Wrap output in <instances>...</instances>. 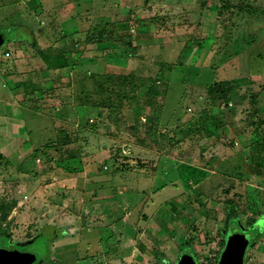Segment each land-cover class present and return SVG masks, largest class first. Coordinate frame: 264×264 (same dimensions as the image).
<instances>
[{
    "label": "rangeland",
    "instance_id": "rangeland-1",
    "mask_svg": "<svg viewBox=\"0 0 264 264\" xmlns=\"http://www.w3.org/2000/svg\"><path fill=\"white\" fill-rule=\"evenodd\" d=\"M48 1L0 0V89L11 84L7 75L16 66L47 70L53 57L62 54L73 65L72 70L69 66L53 74L50 68L38 78L30 77L37 87L33 92L45 94L37 98L29 93L37 106L30 103L33 119L26 117V131L17 144L27 149L32 141L49 142L55 132H64L73 140L69 152L85 161L89 170L96 163L103 174L121 164L149 175L155 172L152 189L138 201L149 205L158 195L167 202L154 204L152 212L162 223L153 234L168 244L171 253L166 257L163 247L153 251L145 247L148 258L137 262L136 250L122 248L125 239L121 242L119 233L109 228L72 234L47 230L31 244L17 246L22 242L16 238L25 239L28 230L32 235L33 228L38 229L30 224L38 220L31 212L32 207L40 210L38 195L23 198L25 214L0 231L12 237L0 236V249L34 255L31 264H114L129 256L126 264H216L226 248V235L231 248L239 249L244 232L251 244L242 263L264 264V0H151L152 9L131 7L133 13L123 15L127 32L105 27L102 37L91 18L77 26V33L72 25L57 22L54 14L44 11L63 9L55 0ZM115 1L94 0L98 5ZM154 9L161 15L150 17ZM129 71L134 77L125 75ZM57 75L59 86L51 87ZM64 79L72 83L71 103L68 89L61 85ZM224 82H237L239 87L229 101L209 95L210 87ZM52 109L57 117L51 115ZM29 128L36 133L31 138ZM36 158L38 166L41 159ZM106 162L111 170L102 167ZM78 163L66 165L67 170ZM4 164L0 161V200L16 202L26 195L25 188L30 195L35 185L18 180L13 166ZM185 169L201 171L206 178L199 184L185 182ZM50 176L43 181L56 184L52 179L60 177ZM66 177L80 181L85 173ZM131 179L129 175L126 180ZM55 186L62 184L47 189L48 194L56 191ZM229 211L236 212L239 225H231L226 234Z\"/></svg>",
    "mask_w": 264,
    "mask_h": 264
},
{
    "label": "crops",
    "instance_id": "crops-1",
    "mask_svg": "<svg viewBox=\"0 0 264 264\" xmlns=\"http://www.w3.org/2000/svg\"><path fill=\"white\" fill-rule=\"evenodd\" d=\"M50 1L52 2L54 0H49L48 2ZM102 1L104 2L107 0ZM150 1L151 0H116L113 5H98L94 2V0H55V2L63 10L57 12L53 7L45 10L44 13L51 12L55 15V19H58L57 22L65 25H72V31L77 33V26L82 22L90 20V18L93 19L91 23L96 22L94 27L104 25L102 22L105 24L109 22H121L123 21L124 14L130 15L133 13L131 7L152 9V4L149 3ZM34 6L36 7V5ZM37 8L39 9L41 7L38 5ZM112 10L117 12H115L111 17L109 12L111 13ZM122 10H125V12H122ZM60 13H62V15ZM156 14L161 15L160 9H154V14L150 15V17L154 18ZM60 19L61 21H59ZM79 43H81V41ZM76 51L77 50H75V52ZM60 52L63 51H58V53ZM72 67L73 65L70 66L71 70L73 69ZM29 68L30 66L24 68L23 70L20 65L18 70L16 66L14 71H10L9 75H7L11 84L3 87L1 86L0 89V138H2L3 141V145L0 147V161L2 165L4 164L3 162H7V164H4L6 165V168H11L13 166L11 169H13L15 174L18 176V180L23 181L26 179L29 183L35 185L33 187V190L35 191H30V195H32L30 196L28 195L29 193L27 192V188L24 189V193L26 195H23L21 198L19 197L16 201L15 208L10 213L8 220L2 225V227H0V231L2 232V229H6V226H10L11 221L15 219L18 220L21 218V215L24 216L25 212L23 206L26 202L22 203L23 198H25V200H29V198H33V195H38L39 199L37 202L40 210L36 211L33 207L31 210V212H36L38 214V220L33 219L32 223H30L33 226L38 225V229L37 227H34L32 235L28 230L27 234H24V236H28H26L25 239L20 240L16 238L22 242L20 243L21 245L19 244L17 246L24 247L31 244L37 238L43 236V232L47 230L56 231L57 229H63V233L69 232L72 234L75 232L77 233L78 231L93 233L96 232L97 229L109 228L110 231H114L116 234L119 233V240L121 242L122 239H125L123 241L122 248L126 247L136 250V254L133 255V258L136 259L137 262L141 261L143 263V258H148L145 251L149 247L150 251H153L158 247H163L165 251L162 252L167 257L166 252L167 254L171 253V248L165 241L163 243V240L156 238L153 234L154 232L157 233V231H160L162 219L157 216V214L154 215L152 212L155 205H161L162 203L167 204V202H165L164 199H158L160 197L158 195L154 199V202H151L149 205L147 202L144 203V200L142 201V199L138 201V196H142L145 191L149 190L153 186L155 172H152L153 175L141 173L142 171L131 169L132 166L130 167L129 165L128 167H130V170L128 171L118 172L116 170L113 171L112 169L110 174H103L99 173V171L97 172L99 168H96V163L91 165V170H89L86 162L80 160V157H78L77 154L72 155L73 153L70 152V155H63V153L59 154L55 150L47 149V145L51 144L53 141L59 140L60 133L57 132H55L54 139L49 142H40V139L35 138V140L38 139L39 142L32 141L33 143L31 142V147L27 149H24L23 146L17 144L18 141H20L19 136H22L21 132L23 131L24 133L26 131V117L29 118L33 116L29 111L30 103L33 102L34 105L37 106V101H33L29 97V93L33 94L36 87L33 84L34 79L31 81V78L32 76H34V78H38L42 73L48 71L46 70V67L43 66L36 71L30 70ZM57 70L61 69L49 70V73L53 72V74H55ZM58 77L61 76L57 75V78ZM30 85L33 87V90ZM30 90H32V92H30ZM39 92H35L34 95L37 96V98H42L41 96L39 97ZM36 110L39 113H41V111L43 112L40 108H36ZM55 112L56 111L52 109L51 115L57 117ZM26 113H28V115H26ZM44 113L47 114V112ZM29 129V136L31 138L33 135L32 133L35 135L36 133L32 132L33 129ZM76 131L78 133V130ZM71 142L72 143L67 146V149L69 150L73 146V140H71ZM49 151L52 152L50 155L51 157L48 156ZM37 156L39 157L38 159H41L38 166L35 165V162L39 161L36 158ZM72 157H75V159ZM10 158L12 161H10ZM49 159L51 160L49 161ZM29 160H31V162H29ZM76 161L79 162V168L75 167L71 170H67L66 165H69L70 163L74 164ZM106 163L105 165L103 164L102 167L104 168L106 166L108 167V170H111L112 167H109L108 162ZM158 163L160 164V162ZM41 165L43 169L41 168ZM153 166L158 167L157 164H153ZM58 171L60 173H58ZM80 173H85L84 180L78 181L76 179L75 181L71 180L70 182V180L66 177L76 176ZM50 174L51 178L54 175L60 176L59 178H53L52 180L56 181V184L61 183L62 187L58 188L55 186L56 191L48 194L47 189H52L54 188V185H56L52 182L46 183L43 181L45 180L44 177H48ZM129 175H131V180L133 182L126 180ZM120 182H123V184ZM148 182L149 186L147 188ZM128 185H133L135 187L132 189ZM37 189H39V191L36 192ZM153 194L155 196L158 192H154ZM119 197H121V199L117 201V198L119 199ZM138 208H140L139 212L137 210ZM33 215L30 216L33 217ZM157 221L159 223H156ZM30 227L32 226H29V229ZM19 228H21V226ZM147 229H150L148 236L145 235ZM127 232L133 233L134 236H126ZM0 236L1 238L6 237L10 240L12 239L11 236H7L5 234L3 235L0 233ZM95 242L100 244L102 240L96 239ZM152 243L155 246H153ZM145 244H147V246ZM136 248H141V252ZM130 258L131 256L126 257V260H129ZM126 260L122 258L120 262L118 260L117 262H114V264H126L128 263ZM165 264H169L168 261H165Z\"/></svg>",
    "mask_w": 264,
    "mask_h": 264
},
{
    "label": "trees",
    "instance_id": "trees-1",
    "mask_svg": "<svg viewBox=\"0 0 264 264\" xmlns=\"http://www.w3.org/2000/svg\"><path fill=\"white\" fill-rule=\"evenodd\" d=\"M152 21H154V20H152ZM116 26L120 30H125L126 32H127V29L129 30L128 21L111 22L109 24H104V25H100V26L94 27V30H100L101 29L99 36L102 37L101 36L103 34V30L102 29H105V27L106 28L107 27L115 28ZM119 38H122V37H119ZM90 39H91V36H88L86 38V42L88 43L90 41ZM118 42L120 44H123V42L121 40L118 41ZM71 53H72L71 56L74 55L73 52H71ZM61 58H63V60H61ZM68 59L69 58H67L65 55H60L59 58L53 57L52 62L51 63L49 62L48 65L51 66L50 68H52L53 70L62 69V68H68L70 66ZM49 69L47 68V70H49ZM133 74H134L133 71H129L128 74H125V75H127L128 77H134ZM104 75L106 77H108V76H112L113 74L104 73ZM60 79H61L60 77H58L56 79L55 78L52 79L51 80V87L59 86V80ZM229 82H231V81H229ZM80 83H81V80H80ZM228 84H230V85H228ZM61 85L62 86L65 85L64 87L66 89H68L67 90V95L69 94V96H67V99L71 103L72 97H73L72 96V87H71L72 83H71V81H69V79L68 80L64 79L63 82L61 83ZM80 86H81V84H80ZM30 87L33 90V87L31 85H30ZM51 87H49V88L51 89ZM238 88L239 87H238L237 82H235V83H228V82L225 83L224 82V83H217V85H215L212 88L210 87L208 92H209V95L213 96L214 99L216 98L215 96L218 95L219 98H223L224 101H229L230 99L228 98V96L231 95V94L236 93ZM38 94H39V97H40V96H42L45 93H44V91H40ZM63 138H64V140H63ZM71 140L72 139H70V136H68V135L65 136L64 132H60L59 140H57L55 144L52 143V144L47 145V149L55 150L59 154L63 153V155H65V154H69L70 155L71 153L69 152V149H67V146H69L72 143ZM72 158L75 159V157H72ZM50 160L51 159H49V161ZM119 166H121V167H119ZM128 166L129 165L122 166V164L118 165V166L114 165L115 170L118 171V172L119 171L124 172V171L130 170V167H128ZM183 171H184V174H185V176H184L185 182H191L192 181L194 184H197V183L199 184L203 180H205V178H206L205 173H203L201 171H198V170H195V169H191V170L185 169ZM261 185H262V183H261ZM15 206H16V202L7 203L6 201H3V199L0 200V227H2V225L8 220L9 215L12 212V210L15 208ZM236 215L237 214H236L235 211H229L227 213L228 219H227V222L225 224L226 234L229 233L231 225H233V224L234 225H239V223L237 222L238 219H237ZM240 228L241 227L239 226V229ZM240 232L242 233L241 229H240ZM228 238H229V236L226 235V241L228 240Z\"/></svg>",
    "mask_w": 264,
    "mask_h": 264
},
{
    "label": "water",
    "instance_id": "water-1",
    "mask_svg": "<svg viewBox=\"0 0 264 264\" xmlns=\"http://www.w3.org/2000/svg\"><path fill=\"white\" fill-rule=\"evenodd\" d=\"M1 44L2 38L0 37V46ZM230 240H227V245L222 253L219 264H243V254L248 245V239L242 235L243 243H241L239 249H232L229 245ZM34 259L35 256L28 253H12L10 250L0 249V264H31Z\"/></svg>",
    "mask_w": 264,
    "mask_h": 264
},
{
    "label": "flooded vegetation",
    "instance_id": "flooded-vegetation-1",
    "mask_svg": "<svg viewBox=\"0 0 264 264\" xmlns=\"http://www.w3.org/2000/svg\"><path fill=\"white\" fill-rule=\"evenodd\" d=\"M242 235L246 236L247 239H248V241H249V242H248V245L246 246V248H248V247L250 246V244H251V242H250L251 239H250V237H248V234H247V233H244V232H243ZM246 248H245V249H246ZM216 264H219V262H217Z\"/></svg>",
    "mask_w": 264,
    "mask_h": 264
}]
</instances>
